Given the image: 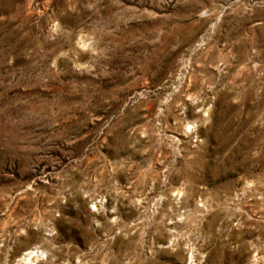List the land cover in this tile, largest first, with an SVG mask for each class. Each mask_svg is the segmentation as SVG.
<instances>
[{"label": "rangeland", "instance_id": "rangeland-1", "mask_svg": "<svg viewBox=\"0 0 264 264\" xmlns=\"http://www.w3.org/2000/svg\"><path fill=\"white\" fill-rule=\"evenodd\" d=\"M0 264H264V0H0Z\"/></svg>", "mask_w": 264, "mask_h": 264}]
</instances>
